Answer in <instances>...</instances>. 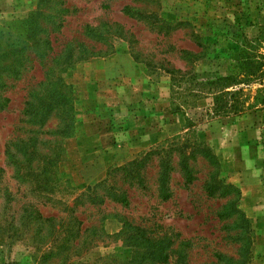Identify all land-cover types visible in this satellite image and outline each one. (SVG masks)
Listing matches in <instances>:
<instances>
[{
  "label": "rangeland",
  "instance_id": "1",
  "mask_svg": "<svg viewBox=\"0 0 264 264\" xmlns=\"http://www.w3.org/2000/svg\"><path fill=\"white\" fill-rule=\"evenodd\" d=\"M38 2L33 0L24 16L12 14L0 23L27 17ZM42 5L55 22V9H66L60 26H48L51 50L42 60L31 53L21 75L7 79L0 89V95L9 98L0 110V226L6 227L9 216L18 219L26 205L43 216H65L78 194L109 178L118 180L113 191L127 202L76 207L82 229L96 225L102 216L109 237L69 264L106 256L130 260L135 246L127 236L137 227L148 237L168 242L169 250H163L168 258L161 264H264V102L257 99L264 97V0H48ZM125 5L140 17L124 13ZM245 51L263 64L246 84L238 67ZM114 57L120 68L127 67L109 78L106 87L74 83L80 78L73 73L75 67L82 70L85 64ZM65 61L71 64L60 77L68 86L53 98L51 111L36 104L33 112L25 113L28 92H42L48 81H56L59 69L48 70L47 79L44 72ZM167 68L187 70L198 81L235 75L240 83L223 91L240 89L231 103L239 106V113L205 115L186 128L174 104L192 102L190 89L206 97L197 108H212L209 89L194 86L189 75L174 85ZM85 73L92 74V69ZM80 94L90 96L89 101L81 103ZM102 96L107 103L97 102ZM80 113L84 121L87 115L90 120L106 118L102 123L116 129L109 145L117 151L141 129L154 140L132 158L108 165L97 182L76 189L63 166ZM10 142L7 156L4 150ZM193 142L204 143L215 158L210 164L202 154L188 160L193 179L186 183L178 150ZM25 144L35 151L31 162L19 150ZM142 158L139 183L135 178L121 184L119 172L108 176V170ZM113 220L119 223L117 231ZM122 229L124 237L118 233ZM31 234L22 231L21 236L0 240V264H40L48 244L32 246Z\"/></svg>",
  "mask_w": 264,
  "mask_h": 264
},
{
  "label": "trees",
  "instance_id": "2",
  "mask_svg": "<svg viewBox=\"0 0 264 264\" xmlns=\"http://www.w3.org/2000/svg\"><path fill=\"white\" fill-rule=\"evenodd\" d=\"M48 0H39L37 8L31 11L29 15L23 19H11L0 23V89L6 86V81L9 78H18L22 71L25 69L26 63L29 62L31 53L35 57H39L42 60L46 54L51 50L50 41L47 38L48 26L58 27L62 22V15L66 11L65 8L55 9L54 17L58 20L56 22L52 20V17L45 13L43 10V3ZM122 11L131 17H140L139 14H134L130 6L125 5ZM53 17V18H54ZM200 45V42H197ZM185 53V51H183ZM243 56L240 59L238 65L240 74L245 84L248 83L249 78L260 71L262 62L254 59L250 52L245 51L241 53ZM185 56V55H184ZM52 59V62L55 61ZM71 58V57H70ZM67 62L53 67L51 65L44 72V78L49 77L48 70L52 71L55 68L59 69V75L56 76V81L49 82L44 85L43 91L32 89L28 92V98L25 102V113L33 112L32 107L34 105L42 104L43 108L51 111L52 100L56 96H59L63 91V88L68 85L61 79V74L65 71L66 67L71 64L65 65ZM166 72L174 76L175 83L179 84V81L186 75L190 76L194 86H205L209 89L208 94L211 97L212 108L205 109L204 107L197 108L199 105H203L206 100L205 96L198 94V92H191L188 89V96H191L192 102L189 100H183L182 103L174 104V113H181L185 118L186 128H191L196 123H200L204 120L205 115H226L228 112L235 114L239 113V106H233L234 98L239 94L240 89L233 91H223L224 88L229 86H235L238 82L235 75L219 76L213 80L198 81L196 78L190 75L187 70L167 68ZM181 78V79H180ZM43 82L37 84L38 87L42 86ZM36 86V87H37ZM213 89H218L215 93ZM198 91V90H197ZM177 93V92H176ZM259 103L264 102V97H257ZM9 102V98L0 95V110L4 109ZM185 104V106L183 105ZM238 112V113H237ZM37 113V112H35ZM9 144L6 145L4 152L7 156L9 152ZM19 150H22L23 158L26 157L27 162H31L35 159V151L33 146L23 145ZM179 151V165L184 173V181L189 183L193 179L192 170L189 168L188 160L194 159L197 154H202L205 160L210 164L214 162V155L210 152V148L201 142H193V144L185 143L180 147ZM186 149H190L186 153ZM11 155V154H10ZM9 155V156H10ZM145 162V158L141 160L133 161L127 166L114 167L112 170H108V176L111 171L113 173L119 172L121 174L120 183L124 184L128 180L137 179L140 182L136 173L138 169ZM159 163V169L161 168V162ZM60 182L61 180L58 179ZM64 182V181H63ZM118 180L110 181L109 178L102 179L99 183L89 186L85 191L81 192L74 199L72 206L66 208L68 213L65 216H43L34 207L26 205L24 213H21L16 220L14 217L9 216V219H4L6 227L0 226V240L4 238H13L21 236L20 233L32 234L28 237L32 239L31 245L37 248H41L42 245L48 244L40 255V264H69L79 258V256L89 248L97 246L99 243L104 242L109 235L104 231L102 218H98L99 221L96 225L90 226V228L82 229V221L78 219L75 214L77 206H96L102 204L107 200L119 201L122 204H126L127 200L125 196L115 194L113 189H117ZM38 185L37 189L42 187ZM209 194L213 193V190L207 184L205 185ZM16 220V223H15ZM22 227V229H21ZM135 233H130L127 238L129 241H134L132 245L135 246L133 256L130 260L121 261L113 256H106L98 258L93 261L77 262V264H161L165 263L168 258V253L164 252V248L167 247L168 242H164L161 238L148 237L144 231L140 228H136ZM120 237H124L125 232L120 230ZM44 248V247H43ZM8 264H16L15 262H8Z\"/></svg>",
  "mask_w": 264,
  "mask_h": 264
},
{
  "label": "crops",
  "instance_id": "3",
  "mask_svg": "<svg viewBox=\"0 0 264 264\" xmlns=\"http://www.w3.org/2000/svg\"><path fill=\"white\" fill-rule=\"evenodd\" d=\"M32 2L33 0H0V21L12 14L24 16ZM116 60L117 57L106 58L105 61L99 63L90 62L85 64L82 70L75 67L73 73L77 76L80 75V78L74 79V83L83 84L90 82L94 87H98L99 84L106 87L109 78H115L121 71L120 69L127 67L125 65L120 68ZM128 63L131 64L129 59ZM88 68L92 69V74L90 75L85 73ZM84 96L80 94L81 103L89 101L88 98L90 96H87V98ZM102 97L104 99H99L97 102L107 103L108 98ZM119 110L120 106H117L116 111ZM81 115L82 113L79 114L74 136L67 141L66 151L68 158L65 166H63L66 170L67 178L76 189H82L88 184L97 182L104 175L108 165L132 158L134 156L133 153L144 149L154 140L150 136L151 134L148 136L144 135L148 133L146 129H141L137 136L126 142L121 151H117L109 145V137L115 133L116 129L111 125L108 126L106 123H102L106 118L97 117L99 120H90L89 115H87V121H93L90 123L82 120L80 118ZM116 224L119 225L118 221L113 220L111 223V225H114L113 231H117L120 228Z\"/></svg>",
  "mask_w": 264,
  "mask_h": 264
}]
</instances>
